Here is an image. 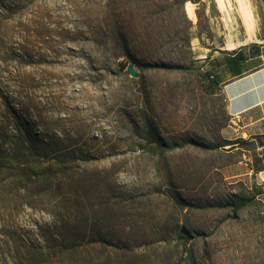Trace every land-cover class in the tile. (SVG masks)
Returning <instances> with one entry per match:
<instances>
[{"label":"rangeland","instance_id":"rangeland-1","mask_svg":"<svg viewBox=\"0 0 264 264\" xmlns=\"http://www.w3.org/2000/svg\"><path fill=\"white\" fill-rule=\"evenodd\" d=\"M233 40L264 41L258 0H0V264H264L205 90Z\"/></svg>","mask_w":264,"mask_h":264},{"label":"crops","instance_id":"crops-1","mask_svg":"<svg viewBox=\"0 0 264 264\" xmlns=\"http://www.w3.org/2000/svg\"><path fill=\"white\" fill-rule=\"evenodd\" d=\"M258 2L264 18V0ZM204 62L205 90L224 98L230 119L221 130L228 148L222 152L221 177L256 188L264 172V41L226 42Z\"/></svg>","mask_w":264,"mask_h":264},{"label":"trees","instance_id":"trees-1","mask_svg":"<svg viewBox=\"0 0 264 264\" xmlns=\"http://www.w3.org/2000/svg\"><path fill=\"white\" fill-rule=\"evenodd\" d=\"M183 61H185V59H183ZM168 65H171V66H175V67H184L185 64L184 62H181V60H178V62H174L173 64H165V63H162V64H148L147 67H150V68H154V67H163V68H166ZM169 67V66H168ZM250 202H252V199L251 198H245L238 206L237 208L235 209V212H237L239 209L245 207L247 204H249Z\"/></svg>","mask_w":264,"mask_h":264},{"label":"water","instance_id":"water-1","mask_svg":"<svg viewBox=\"0 0 264 264\" xmlns=\"http://www.w3.org/2000/svg\"><path fill=\"white\" fill-rule=\"evenodd\" d=\"M127 71H128V73H129L131 76H133V77H135V78H138V77H139L138 72H136V70H135V65H134V63H130V64L127 66Z\"/></svg>","mask_w":264,"mask_h":264},{"label":"built area","instance_id":"built-area-1","mask_svg":"<svg viewBox=\"0 0 264 264\" xmlns=\"http://www.w3.org/2000/svg\"><path fill=\"white\" fill-rule=\"evenodd\" d=\"M213 78V77H211ZM258 186H260L262 188V190L264 191V172H263V176H261L260 178V182L258 183Z\"/></svg>","mask_w":264,"mask_h":264},{"label":"bare ground","instance_id":"bare-ground-1","mask_svg":"<svg viewBox=\"0 0 264 264\" xmlns=\"http://www.w3.org/2000/svg\"><path fill=\"white\" fill-rule=\"evenodd\" d=\"M189 5H190V4L188 3V4H187V7H188V8H189ZM251 20H252V18H251ZM252 23H253V22H252Z\"/></svg>","mask_w":264,"mask_h":264}]
</instances>
